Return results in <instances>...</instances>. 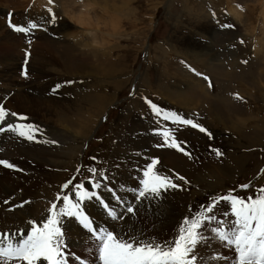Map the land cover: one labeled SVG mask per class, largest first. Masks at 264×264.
<instances>
[{
  "label": "rangeland",
  "instance_id": "374dc122",
  "mask_svg": "<svg viewBox=\"0 0 264 264\" xmlns=\"http://www.w3.org/2000/svg\"><path fill=\"white\" fill-rule=\"evenodd\" d=\"M39 1L0 0V40L4 38L5 32H11L16 37V39L14 37L16 42L19 41L18 43L23 45L25 41L20 34L7 30L11 28L9 25L6 29L7 14L11 15L13 24L17 26H27L28 21H37L42 33L36 31L39 32L35 36L36 41L45 35V37H53L45 34L44 26L51 24L49 16L52 18L54 13L56 21L50 29H53L54 34L59 35L60 38L54 36L53 40L61 42L60 46H65L70 50V54L79 60L87 56L88 65L85 66L88 68H83V72L80 73L81 78L77 76L58 78L53 68L59 69V64L54 63L55 59L52 58L53 63L37 70L42 80L53 79L50 80V84L54 87H60L63 81L65 83L72 81L75 91H69L72 94V97L69 96V101L80 105L84 110L93 108L88 98L100 97V101L105 98L106 102L101 112L90 118L91 123H83L81 137L70 132V140L63 150L66 148V151H69L79 146V152L69 165V158L63 159L65 165L56 171V179L32 189L28 183L29 177L34 181L31 172L19 174L22 176L17 179L14 175L12 178L15 179L0 178L6 182L14 181L27 189L28 195L32 197L30 199L32 206H35L34 219L45 218L46 207L57 192L58 186L79 169L77 165L81 160H87L90 155V158L94 159L92 168L105 170L107 159L110 161L117 142L119 140L121 142L133 124L139 125L136 130L138 134L129 137L135 138L136 135L141 134L148 137V148L139 151L147 153L144 156L145 161L147 155L159 158L161 161L158 164L160 168L158 172L178 182L177 189H169L160 199H144L136 204V214H140L143 210L150 211L153 206L161 204L168 196L177 192L183 198L186 196L188 198L185 209L181 210L182 216L177 223L170 226L167 233H158L157 236L147 239L134 235L142 240H171L180 220L186 214L189 218L193 217L210 204L214 197L232 192L252 195L260 188H264V24L262 20L264 0H91L88 3V0H52L51 3L46 0L49 3L48 10H51L49 16L40 14ZM32 4L38 8V11L35 9L37 12L31 11ZM236 4L242 6L243 12ZM85 8L90 9L88 13L91 24H77L72 17L75 12L78 15H85ZM234 8L239 10L238 14ZM208 9H213L216 13L227 11L230 15L229 21L235 25V30L229 32L216 30L209 20ZM232 11L238 15V18L232 15ZM24 14L27 22L24 17L22 18ZM41 18L47 22H43ZM19 21L20 25H18ZM58 27L64 30H59ZM88 28L97 29L87 33ZM72 33L79 34L75 37L78 38L77 41L73 40L74 38H67ZM27 42L29 43V40ZM27 47H29L28 64L30 62L31 65L33 49ZM22 50L26 51L25 47L22 46L20 50L24 55L25 52ZM6 58H9L8 55H4L0 50V73L1 71L7 73V69L3 66L9 67V70L10 67H18L14 64L16 62L12 63V61L9 62L10 65L8 62L3 65ZM37 62L38 60H33L32 64ZM102 63L113 65V77L110 70L99 67ZM89 65L92 67L89 68ZM199 74L207 77L212 87H209V82L201 79ZM17 76L20 83L34 79L28 76L24 80L16 73H12L11 78L17 80ZM2 80L3 78L0 79V97L3 92L4 95H13L15 92L18 93L16 90L22 91V87L7 86L9 82L3 85ZM27 82L25 84L28 85ZM71 84L67 83L66 87H70ZM24 92L31 99L41 93L36 86L28 88L27 91L25 89ZM172 95H181V98L191 104L188 102V105H184L174 101L171 99ZM237 96L240 99H237ZM147 100L159 107L185 113L189 119L205 127L211 136L185 126L174 127V133L181 146L190 153V156L175 152L171 148H162L158 136L156 135V139L153 140L151 137V128H159V125L154 122L158 120L152 117ZM9 102L10 100L7 104ZM15 102L16 100L13 101ZM21 110L29 113L27 102L21 105ZM187 116L184 117L188 118ZM68 117L69 120L76 119L73 114L66 116ZM149 119L152 120L151 123ZM50 122L53 123V120L50 119ZM50 127L52 132L49 135L59 130L54 125ZM74 131L76 133V130ZM252 134L258 135L255 136L258 139L252 141L254 136ZM217 149L222 155H216ZM121 151L119 149L116 152L121 154ZM55 154L61 153L58 150ZM101 158L103 161L100 160ZM127 161L122 162L126 165L130 163L133 165L136 162L133 159ZM144 164L139 162L131 167L136 175L130 176L131 173L127 172L128 176L121 181L114 175L107 176V184L113 185L116 189L123 187L138 189V183L142 178L140 171L146 166ZM38 171L53 173L52 168L45 166L42 169L39 164ZM86 172L83 168V177L89 175ZM177 177H184V180H179ZM242 185H248V191L242 193ZM19 192L21 193L22 190ZM124 194L127 193L121 192L120 200L132 199L131 196L126 197ZM28 200L26 199L25 202ZM183 204L181 203L180 207ZM202 204L203 208H201ZM91 205L90 203L89 207L87 206L89 213L90 210L99 211ZM111 205L119 211L120 208L114 202ZM228 208L229 204L222 202L217 216L223 218V213L227 212ZM9 209L8 212L14 213L15 209L12 211ZM97 213L101 218L106 219L100 211ZM136 214H127L124 220H130L128 216L137 219ZM96 218L103 226H108L105 220ZM68 221L75 223L73 220ZM109 222L110 226L123 229L127 223L121 226L119 223L122 221H116L114 224L113 221L109 220ZM147 222L151 224L150 221ZM70 227L71 223L64 220V228ZM78 227L75 223L72 232ZM0 228L5 227L1 225ZM126 229L128 230L129 227ZM208 235L210 234L206 230V236ZM92 241L85 250L92 248L96 250ZM215 246L223 253L229 254L226 247L219 244ZM88 252L91 253V251L85 253Z\"/></svg>",
  "mask_w": 264,
  "mask_h": 264
},
{
  "label": "snow or ice",
  "instance_id": "6c2138e0",
  "mask_svg": "<svg viewBox=\"0 0 264 264\" xmlns=\"http://www.w3.org/2000/svg\"><path fill=\"white\" fill-rule=\"evenodd\" d=\"M52 0H49L51 3ZM51 12V10L49 9ZM56 16L52 13V22ZM9 27L16 33L28 35L37 28L35 23L27 26H16L9 20ZM226 27H231L226 25ZM31 43V40H29ZM28 55L24 61V68L21 75L28 78ZM208 80L207 77H204ZM67 83L71 84L72 81ZM209 87L212 83L209 81ZM59 88V86H57ZM56 90H53L55 93ZM240 99L239 96L236 97ZM152 112L164 121H171L173 124L190 126L198 129L201 133L209 136L208 130L199 123L194 122L176 112L163 111L156 104L147 100ZM20 121H26L27 117L13 112L10 114ZM9 116V112L0 105V124ZM11 131L27 140H34L39 131L29 123L9 124L7 128L0 127V132ZM164 139V145L174 148L184 155L190 156L181 143L175 138L170 130H163L159 133ZM217 156L222 153L215 150ZM158 161L152 160L147 165L140 180V188L134 189L137 201L144 199H160L169 189H175L177 184L172 178L161 175L156 170ZM0 165L5 168L15 166L6 160H0ZM19 171V169H17ZM92 176H96L95 169H89ZM184 180V177H177ZM100 183L92 181V187L99 189ZM68 185L65 184L64 188ZM243 188L249 187L242 185ZM74 197L64 195L58 196L62 200L63 207H58L56 202L51 204L47 219L38 225L35 221H29L30 231L0 233V264H68L65 248L66 231L64 228L65 218L75 219L84 229L88 231L93 239L98 253L100 264H198V247L206 243V230L210 231L212 238L223 246L232 249L235 253L230 264H264V188L258 190V194L247 199L227 194L214 197L212 202L199 210L193 217H184L178 227V234L171 240H142L137 236H122L107 228H100L94 225L93 220L86 214L83 204L95 198L98 200L111 219H122L118 217L115 210L102 200L95 191L85 189L83 184L75 185ZM227 202L230 212H224L223 218L217 216L220 211L219 205ZM126 211L135 215L136 209L129 205ZM214 225L212 227L209 226ZM219 259V258H218ZM81 264H84L81 261Z\"/></svg>",
  "mask_w": 264,
  "mask_h": 264
},
{
  "label": "bare ground",
  "instance_id": "6f19581e",
  "mask_svg": "<svg viewBox=\"0 0 264 264\" xmlns=\"http://www.w3.org/2000/svg\"><path fill=\"white\" fill-rule=\"evenodd\" d=\"M90 1L91 0H88L87 3ZM46 5H48L46 0L39 1V8ZM84 11L86 12L85 15H81V14L78 15L77 12L74 11L75 15L72 18L77 24L90 25L91 23L89 22L90 18L88 13L90 9L85 8ZM235 11L237 14L239 13L238 9H235ZM236 13L232 11V15H234L235 18H238V15ZM262 20L264 24V13ZM58 29L64 30V28L61 27H58ZM96 29L97 28H93V29L88 28L87 33H91V30H96ZM45 36L43 37L41 36V39L35 41L33 44V51L31 54L33 55V57L31 59L32 62L33 60H38L37 64L33 65L31 62L30 65L29 62V64L27 65L29 78L34 77V79L32 81L30 79L27 80L28 82L24 81L22 83L18 81L19 80L18 76H17V80H15L11 78V75L12 73L13 74L16 73L17 75H20L21 72L20 65L23 60V55L20 52V50L23 45L18 43L19 41L16 42L15 40L16 37L11 32L9 33L5 32L4 38L2 39V41L0 40L1 52L2 53L4 52V55L7 54L9 57L8 59L7 58L4 59L3 65L4 63L6 64V62H8V65H10L9 62L12 61V63L16 62L14 64L18 66V67L15 66L10 67V70L9 67L3 66L4 69H7V71L5 70L7 73L4 74L3 71H1L0 79L3 78L1 82L3 83V85H6V83L9 82L7 86H11L14 88L22 87V91L16 90L18 91V93L15 92V94L13 95L8 94L6 96L4 95L5 94L4 92L1 93L2 96L0 97V102L2 101V99L5 98V96L8 97L5 103V108L10 112L9 116L11 113L15 112L18 115L25 114L27 117L26 121H20L16 117L12 116V121H11L10 117L7 116L5 118V121L2 124H0V127L7 128L9 124L20 122V123H29L32 125L35 124L37 127L35 125L34 126L39 130L36 133L35 139L31 141L18 136L14 132H10V131H6V132L3 131L4 133L0 132V144H1L0 160L8 159V162L15 166L14 168H12V170H5L0 168V178H6L7 180L15 179L12 178V175H14L16 176L17 179L18 177L22 176L19 174H24L25 172L26 173L31 172L34 181L29 177L28 183L32 189L33 188L37 189L38 185L45 182H50L52 179H56V174H57L56 171L65 165L63 163V159L69 158L68 165L70 164V162L73 161V159L78 154L79 152L78 150L80 147L75 146L69 151H66V148L63 150V147L65 145L67 146V142L70 140V132L81 137L83 123L85 122L91 123L90 118H94L96 114H99L101 112V109L105 106L104 104L106 102L105 98L101 101H100V97L88 98L89 103L93 104V108L89 110H84L80 105L74 104L71 101H69L70 100L69 96L71 95L70 97H72V94L69 91L70 90L75 91V89H73L72 84H71L72 86L70 85V87L68 86L66 87L67 83H65L62 80L63 81L62 85L59 88H57L51 86L50 84V80L53 79H50L49 81H47L48 79L42 80L40 72L37 71L38 68L43 69L44 66L47 67L49 64L53 63L54 61H55L54 63L59 64V69L57 67H56L57 69L53 68L56 70L55 74L56 77L58 78H63L66 76L67 77L77 76L78 78H81L82 76L80 75V73L83 72L84 70L83 68H88L87 66H85L88 65L86 61L87 56H84V58L79 60L76 57H73L69 52L70 50L67 49L65 46H60V44H62L61 42L53 40V37H45ZM78 36L79 34L77 35L72 33L69 34L67 38L68 37L70 39L74 38L73 40L77 41L78 38L75 37ZM13 55H14V59H12ZM52 58L55 59L53 60V62H52ZM112 66L113 65L108 63H102V65L99 67L110 70L111 77H113L114 74L112 71ZM91 67L92 65H89V68ZM14 70H16V72H14ZM45 81L46 83L44 84ZM26 82L28 83V85L25 84ZM34 86H36L41 93L39 94V96L35 95V98L31 99L28 96V94H25L24 91L25 89L27 91L28 88L31 89ZM52 87L54 88V90H56L55 93L51 91ZM171 99L177 102L179 101V103H183L184 105H188L187 103L189 102L181 98V95H174L173 97H171ZM8 100H10V102L7 104ZM14 100H16L15 103H13ZM25 102H27V109L29 110V113H24L21 110V105L25 104ZM68 104H71L72 106H67ZM69 114L71 115L73 114L76 119L69 120V117L66 118V116ZM50 119L53 120V123L50 122ZM136 123H138V121H136ZM49 124L54 125L59 129L53 135H49L52 132V129ZM137 128H139V125L133 124L129 128L128 132L123 136L121 142H119L120 140L117 142L115 149L113 150V155L109 161V166L107 170V175L109 177H111V175H114V177L116 176L117 179H120L121 181L122 178H126L128 176L127 172L131 173L130 176L136 175L133 173V169L131 167L137 165V163L139 162L141 163L144 162L145 163L144 165H147V163L153 158L152 156L147 155L146 157L147 161H145L144 156L147 153L139 152L142 150H146L148 148L149 143L147 136H142L141 134L140 136L136 135L135 138L129 137L130 135L137 133L136 132ZM72 130L73 131L76 130V133H74L75 131L73 132ZM255 136L258 135H254L252 137V141L258 139ZM75 139L76 137L74 138V140ZM119 149L122 150L121 154L116 152ZM58 150L61 154H55V151ZM133 152L136 153L130 154ZM129 159H133L136 162L135 163L132 162L133 165H130L131 163L126 165L122 162L123 160L127 161ZM38 164L41 166L42 169H44L45 166L52 168L53 173L46 174L42 171L37 172ZM118 167L120 169H118ZM17 169H19V171ZM20 190H22L21 193L19 192ZM124 195L128 197L127 194ZM31 198L32 197L28 195V191L26 188L21 187L19 184H17L14 181L6 182L0 179V207H2L0 210V226L4 225L5 227L4 230H9V231L17 230L20 229L22 225L28 227L27 221L33 219V216L35 214L34 213L35 206H32V201L30 200ZM26 199L29 200L25 202ZM187 200H188L187 196L183 198V196L179 194V192L174 193L173 195L168 196L166 201L163 200L161 204L153 206L150 211L143 210L141 211L140 214H136L137 219H132L133 217L128 216L131 221L124 220L119 223V225L124 226V223L127 222L125 224L124 229L121 227L110 226V222L106 221L107 219L101 218L99 216V214L97 213L99 211L96 212L94 210H90V215L93 217L96 216L99 219H102L103 221L105 220L106 222L105 224L108 225L110 230L115 231L116 233L122 236L139 235L142 239H147L149 237L157 236L158 233H167L169 231L170 226L174 223H177L179 218L182 216L181 210L185 209ZM21 203H23L22 207L18 205ZM181 203L182 204L184 203L182 207H180ZM16 204L17 207L14 208L15 209L14 213L8 212L9 207L12 208L16 206ZM92 209L95 208L92 207ZM19 221H25V222L18 223ZM147 221H150L151 224L148 223ZM67 222L71 223L70 228H65L66 231L65 239L68 242L69 247L71 248V250H75V252H80L82 250H85L87 245L91 242L92 239L90 238L89 235H86L79 227L78 229L74 230V232H72V227L75 225V223L68 220ZM98 222L103 226V224L100 221ZM127 227H129L128 230L126 229ZM93 249L94 248L88 249L87 251H91L92 254L97 253V251Z\"/></svg>",
  "mask_w": 264,
  "mask_h": 264
}]
</instances>
